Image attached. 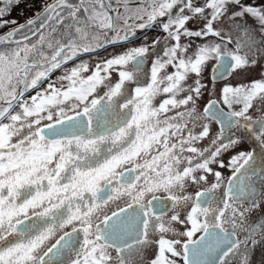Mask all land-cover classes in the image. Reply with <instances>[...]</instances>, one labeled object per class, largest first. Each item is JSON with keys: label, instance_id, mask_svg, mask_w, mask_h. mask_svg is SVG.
Wrapping results in <instances>:
<instances>
[{"label": "snow or ice", "instance_id": "obj_1", "mask_svg": "<svg viewBox=\"0 0 264 264\" xmlns=\"http://www.w3.org/2000/svg\"><path fill=\"white\" fill-rule=\"evenodd\" d=\"M0 3V264H264V0Z\"/></svg>", "mask_w": 264, "mask_h": 264}, {"label": "rangeland", "instance_id": "obj_2", "mask_svg": "<svg viewBox=\"0 0 264 264\" xmlns=\"http://www.w3.org/2000/svg\"><path fill=\"white\" fill-rule=\"evenodd\" d=\"M248 3H251L252 0H247ZM259 2V0H258ZM41 0H24V3H21L19 7H15L11 10L10 16H5V19H16L19 22H24L27 17L33 15L34 11L39 9ZM3 4L0 3V7Z\"/></svg>", "mask_w": 264, "mask_h": 264}, {"label": "flooded vegetation", "instance_id": "obj_3", "mask_svg": "<svg viewBox=\"0 0 264 264\" xmlns=\"http://www.w3.org/2000/svg\"><path fill=\"white\" fill-rule=\"evenodd\" d=\"M37 10H38V9H37ZM192 26H193V25H191V24L189 25V27H192ZM138 35H140V34L138 33ZM156 35H162V33H157V32H155V31H150V32L148 33L149 39H151L152 37H154V36H156ZM135 43H136V44H140L141 41H140V40H136ZM125 47H127V45H125ZM117 50H119V49H117ZM109 51H112V49L109 48ZM107 54H108L107 52H102V53H101L102 56H106ZM55 75H59V72L55 73L54 76H55ZM252 78H258V70L253 71V72L249 75L248 79H252ZM205 99H206V97H205ZM253 115H254V116H259V113H253ZM216 127H217L216 125H213V129H214V130H215ZM205 143H206V142H205ZM252 147H253V145H252L250 142L245 141L244 143H242V144L239 146L238 149L233 150V151H231V152H229V153H225V155H224L223 158L225 159V161H227V159H228L231 155L235 154V151H240V150L248 151V150H251ZM225 174H226V175L228 174L226 170H225Z\"/></svg>", "mask_w": 264, "mask_h": 264}]
</instances>
